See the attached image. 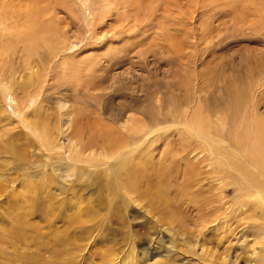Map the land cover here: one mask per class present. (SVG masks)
I'll return each mask as SVG.
<instances>
[{
	"label": "rangeland",
	"instance_id": "1",
	"mask_svg": "<svg viewBox=\"0 0 264 264\" xmlns=\"http://www.w3.org/2000/svg\"><path fill=\"white\" fill-rule=\"evenodd\" d=\"M0 15V264H264L248 131H264V0H0ZM32 120L53 129L40 141Z\"/></svg>",
	"mask_w": 264,
	"mask_h": 264
},
{
	"label": "bare ground",
	"instance_id": "2",
	"mask_svg": "<svg viewBox=\"0 0 264 264\" xmlns=\"http://www.w3.org/2000/svg\"><path fill=\"white\" fill-rule=\"evenodd\" d=\"M18 1V0H17ZM24 2V1H23ZM5 3H8L7 1H5L3 4H5ZM21 3V2H20ZM14 4H15V2H14ZM16 4H17V2H16ZM8 6H10V4L8 3ZM26 8H28V7H26ZM34 8V7H33ZM12 9V8H11ZM13 11V10H12ZM14 12V11H13ZM30 14H31V16L32 17H34V19H39V18H42L43 17V15H41V13H40V11L38 10V9H32L31 8V11H28ZM27 13V12H26ZM17 14V13H16ZM1 16V15H0ZM3 16H4V18L6 19V21H9V23H10V20H9V10H8V8H5L4 10H3ZM30 16V15H29ZM23 17V16H22ZM28 17V15H26V17L25 18H27ZM5 19H3V23L6 25V21H5ZM14 20H16V19H14ZM0 23H2V22H0ZM9 23H7V26H8V24ZM3 26V25H2ZM6 26V27H7ZM8 42V41H7ZM11 53V52H10ZM29 58H31L32 59V57L30 56ZM28 66V67H27ZM27 67V69H29L28 71H29V76H32V77H35V79H37L38 78V74H36L37 73V63L36 64H33V63H30L29 65H26L25 66V68ZM15 101V100H14ZM215 101V100H214ZM217 103V102H216ZM206 107V106H205ZM253 107V106H252ZM13 108V107H12ZM15 109H17V110H19L18 109V107L16 106L15 107ZM235 109V108H234ZM20 111V110H19ZM207 111V110H206ZM215 111V110H214ZM210 113V112H209ZM20 116V118L23 120H25V117H26V115H25V113H22V114H20L19 115ZM193 118V125H194V128L195 129H191L190 131H191V133H192V136H195V137H197L198 139H200V140H208L207 138H206V136H204L203 135V133H202V124H201V121H200V118H199V120H198V116L197 115H193L192 116ZM228 118V117H227ZM130 119V118H129ZM127 120L126 122H125V125H126V129L127 130H131V131H135V134L138 132V131H142V128L141 127H139L138 126V122H137V120H132V119H130V120ZM230 119V118H229ZM23 120V121H24ZM222 120V119H221ZM191 121V122H192ZM224 122V121H223ZM35 127H37L38 129H40V131H42V134L41 133H38V134H40L41 135V137H39V135L36 133H34V135H35V137L36 138H40V139H38V140H42L41 138L43 137V138H45V137H47L48 136V134L52 131V126H51V120H47V121H39V120H32V122H31ZM190 123V122H189ZM226 122H224V124H225ZM191 124V123H190ZM247 124V123H246ZM245 124V125H246ZM256 124H258L257 122H256ZM22 125H25L24 127L27 129V130H29V131H31V129L29 128V127H27V125H28V123H25L24 122V124H22ZM223 125V124H222ZM207 126V125H206ZM220 126H221V124H220ZM228 126H229V124H228ZM52 128V129H51ZM207 129H208V127H207ZM219 129V128H218ZM221 129V128H220ZM244 129V128H243ZM246 129V128H245ZM222 130L223 129H221V130H218V131H216L217 133H216V135H218V136H220V138L221 137H223V134H222ZM212 131V130H211ZM246 131V130H245ZM245 131H243V133L245 132ZM248 131H249V134L250 133H252V138L251 137H249V138H251V142H249V148L252 146V149H253V153H252V155H256V158H257V163H255V161L253 162V160H251V162H252V166L254 167V168H256V169H258V170H262L263 172H264V131H262V130H260L259 128H258V130H254V127L252 128H248ZM33 132V131H32ZM39 132V131H38ZM129 132V131H128ZM240 134V135H233V139L232 140H234L235 139V141L234 142H237L238 140L240 141V140H242V139H245V137L247 136V133L246 134ZM256 134V135H255ZM111 139V138H110ZM109 139V140H110ZM108 140V141H109ZM180 140V139H179ZM182 140H183V138H182ZM105 141V140H104ZM111 141V140H110ZM109 141V142H110ZM112 142V141H111ZM111 142L110 143H108V145H109V147H112V144H111ZM179 143H178V145L179 146H182V144H183V141H178ZM113 143V142H112ZM240 143H241V141H240ZM105 144V143H104ZM245 144V143H244ZM247 144V143H246ZM220 145V144H219ZM229 147V146H228ZM244 146H242L241 148H243ZM230 148V150H232V149H237L236 148V146H234V147H229ZM249 148H247V150H249ZM221 149V148H220ZM221 150H225V149H221ZM226 151V150H225ZM224 151H222L221 153H219V154H222ZM230 152V151H229ZM227 154V153H226ZM230 154V153H229ZM232 154H234L233 152H232ZM122 155V154H121ZM127 154H125V156H126ZM122 156H124V155H122ZM128 156V155H127ZM241 157H242V159H244V161L246 162V157L245 156H242L241 155ZM219 158L221 159V161H223L224 162V165H226L227 166V168L230 170V171H232V172H234V173H236V174H238V171L233 167V166H236V165H238V161L237 160H235L233 157H230L228 154H227V156H219ZM121 159H123L122 157H120L119 158V160H121ZM244 163V162H243ZM239 164H241L240 162H239ZM242 167H244L245 169H246V171H247V169H248V171H249V168L248 167H246L244 164L243 165H241ZM234 170H233V169ZM251 170H253V169H251ZM125 171H126V169H125ZM131 171V170H130ZM142 171V170H141ZM143 172V171H142ZM255 172V171H254ZM121 172H119V174H120ZM132 173H133V171H132ZM125 174V173H124ZM135 175H137V178H140V172H135V173H133V179L134 178H136L135 177ZM260 175V174H259ZM129 177V176H128ZM144 177H145V175H144ZM242 177V176H241ZM257 177V176H256ZM261 178V177H260ZM262 178H264V177H262ZM166 179V178H165ZM135 180V179H134ZM165 181V180H164ZM245 181V180H244ZM262 181V180H261ZM246 182V184L247 185H251L250 183H248L247 181H245ZM129 188H130V190H135L136 191V186H133V185H129ZM251 189V188H250ZM253 191H254V193H256V195H257V197L259 196V197H263V195L262 194H264V193H262L261 192V190L259 191V190H257V189H253ZM143 196H144V193H143ZM258 197V198H259ZM255 199H256V197H255ZM264 201V200H263ZM264 203V202H263Z\"/></svg>",
	"mask_w": 264,
	"mask_h": 264
}]
</instances>
